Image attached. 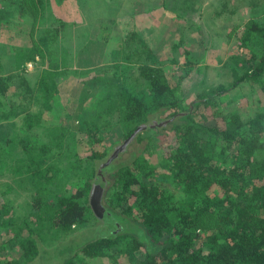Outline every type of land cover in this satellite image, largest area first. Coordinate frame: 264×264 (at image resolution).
<instances>
[{
  "label": "trees",
  "instance_id": "16d2710c",
  "mask_svg": "<svg viewBox=\"0 0 264 264\" xmlns=\"http://www.w3.org/2000/svg\"><path fill=\"white\" fill-rule=\"evenodd\" d=\"M18 1L32 14L33 23L43 17L47 0ZM239 39L250 56H232L233 80L197 89L187 97L177 85H171L164 68L156 66L159 60L140 34H128L126 47L130 45L134 57L147 53L148 62L138 67L136 82L145 86L152 101L147 103L143 94L127 85L118 89L111 82L117 71L104 68L96 80L104 90L89 102L84 127L87 131L96 130L99 124L110 123L104 119L117 115L126 123L129 137L139 125L158 121L140 131L132 143L154 147L152 140L166 131L174 137L169 154L162 156L164 160L158 166L128 146L102 167L108 157L94 151L87 163L92 173L75 185V191L62 196L55 191L47 196L34 195L39 227L28 220L19 223L12 202L0 198V232L8 229L13 233L5 240L0 236V264H37L41 253L40 242L33 238L36 232L38 235L34 236L38 237H44L51 229L54 237L71 233L73 226L89 220L90 213H98L89 194L92 178L101 170L105 173L106 190L100 214L104 213L109 232L70 235L66 243L58 244L62 259L52 255L53 260H58L56 264H78L84 258L95 257L111 258L115 264H120V258H125L126 264H264V110L244 119L238 111L225 113L222 109L224 96L245 82H253L255 90L264 93V23L248 20ZM179 47L175 45L176 49ZM26 52L30 60H35L33 49ZM184 53L192 60L189 50ZM60 74L56 70L44 71L43 93L53 96ZM12 77L0 71V120L8 114L4 99L15 82ZM43 106L50 110L48 99ZM201 107L212 111L210 120L198 118ZM26 120L28 129L44 125L39 114H27ZM44 128H52L55 145L60 144V132L68 130L56 125ZM9 141L5 146L0 143L3 155L19 146L16 141ZM22 144L27 154L16 159V176L39 172L43 154L51 150L54 153L50 139L35 143L30 137H23ZM126 153L130 155L127 158ZM27 157L29 160H25ZM6 165L1 159L0 168ZM59 168L55 162L48 164L52 182L57 181ZM52 196L55 202L49 203Z\"/></svg>",
  "mask_w": 264,
  "mask_h": 264
},
{
  "label": "rangeland",
  "instance_id": "374dc122",
  "mask_svg": "<svg viewBox=\"0 0 264 264\" xmlns=\"http://www.w3.org/2000/svg\"><path fill=\"white\" fill-rule=\"evenodd\" d=\"M24 7L18 0H0V71L3 75H12L15 81L4 99L8 114L0 120V143L5 146L10 139L9 142L19 144L17 149L4 152L5 155L0 153V160L4 158L7 163L0 168V198L12 202L19 223L28 220L36 227H39V219L35 194L47 196L55 191L57 196H62L75 191V185L92 173L87 164L90 155L99 151L109 158L127 138L126 123L117 115L104 119L110 123L99 124L96 130L87 131L84 127L89 102L104 90L100 83L96 84L98 72L104 68L117 71L111 78L112 84L118 89L127 85L137 94H143L147 103L152 101L145 86L136 82L140 75L138 67L148 62L147 53L134 57L130 45L126 47L129 32H139L159 60L156 66H162L171 85H177L183 95L190 97L197 89L233 80L232 56H250L239 39V32L250 19L264 23L261 0H47L43 17L34 23L30 20L32 14L26 7L24 11ZM178 44L180 47L176 49ZM32 49L35 60H30L26 52ZM185 50L191 52L192 60ZM19 58L21 63H18ZM45 70L61 72L56 78L53 96L52 90L49 92L52 97L42 92L41 79ZM46 99L50 110L43 106ZM222 109L225 113L238 111L247 119L264 110V93L255 90L253 82H245L224 96ZM199 111V119L210 120L212 111L204 107ZM27 114H39L44 125L36 124L28 129ZM54 125L68 129L60 132V144L56 145L55 139L52 140L55 137L51 134L52 128H44ZM159 133L152 140L154 147L137 142L128 146L136 152L141 151L139 155L159 166L169 154L174 139L166 131ZM23 137H30L35 143L50 139L54 153L51 150L43 154V168L39 172L16 176V159L27 154L23 152ZM129 156L128 153L124 155L125 158ZM59 160L62 163H58ZM52 162L60 167L56 182H52V174L46 169ZM95 178L96 175L92 185ZM48 202L54 203L55 197ZM102 202L104 206V199ZM96 211V214L90 213L85 224L73 226L71 233L54 237L52 229L46 231L47 227L44 237L34 236L38 235L36 232L33 238L40 242L41 253L37 264H56L61 260L58 244L66 243L70 235L108 234L104 213L100 214L98 208ZM0 233L3 240L13 235L8 229ZM52 255L58 260H53ZM84 259L77 263L115 264L106 257ZM119 261L120 264L127 262L125 258Z\"/></svg>",
  "mask_w": 264,
  "mask_h": 264
},
{
  "label": "water",
  "instance_id": "95a60500",
  "mask_svg": "<svg viewBox=\"0 0 264 264\" xmlns=\"http://www.w3.org/2000/svg\"><path fill=\"white\" fill-rule=\"evenodd\" d=\"M157 122H153L151 124H143V125H139L136 130L125 139V141L118 145L113 153L109 156V158L107 159V161L102 164V167L110 164L111 161H113L116 157L119 156L120 153H122L123 151H125L128 147V145L132 142V140L134 139V137L143 129L148 128V127H152L154 125H156ZM106 190V181H105V173L102 172V170L98 173L97 177L94 180V183L91 187L90 190V202L92 204V206L94 208H98L101 209V211L104 210V206H103V197H104V193Z\"/></svg>",
  "mask_w": 264,
  "mask_h": 264
},
{
  "label": "crops",
  "instance_id": "0c3cea01",
  "mask_svg": "<svg viewBox=\"0 0 264 264\" xmlns=\"http://www.w3.org/2000/svg\"><path fill=\"white\" fill-rule=\"evenodd\" d=\"M156 10H158V9H156ZM171 13V15H172V13L173 12H170ZM124 29L122 28V30L121 31H123ZM150 30H148L147 32H149ZM131 32H138V31H136V30H132ZM131 32H129V34L131 33ZM125 33V32H124ZM139 33V32H138ZM145 43H146V41H145ZM147 44V43H146Z\"/></svg>",
  "mask_w": 264,
  "mask_h": 264
}]
</instances>
